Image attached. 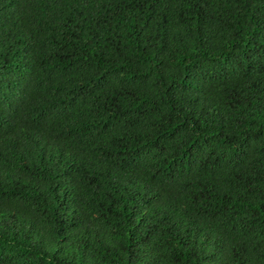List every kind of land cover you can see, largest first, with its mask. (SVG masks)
<instances>
[{
  "label": "trees",
  "instance_id": "16d2710c",
  "mask_svg": "<svg viewBox=\"0 0 264 264\" xmlns=\"http://www.w3.org/2000/svg\"><path fill=\"white\" fill-rule=\"evenodd\" d=\"M0 264H264V0H0Z\"/></svg>",
  "mask_w": 264,
  "mask_h": 264
}]
</instances>
